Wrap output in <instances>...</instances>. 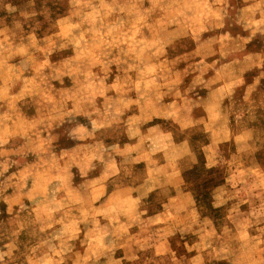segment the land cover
Wrapping results in <instances>:
<instances>
[{
  "label": "rangeland",
  "instance_id": "rangeland-1",
  "mask_svg": "<svg viewBox=\"0 0 264 264\" xmlns=\"http://www.w3.org/2000/svg\"><path fill=\"white\" fill-rule=\"evenodd\" d=\"M0 264H264V0H0Z\"/></svg>",
  "mask_w": 264,
  "mask_h": 264
}]
</instances>
